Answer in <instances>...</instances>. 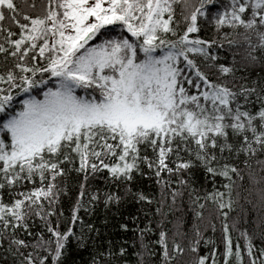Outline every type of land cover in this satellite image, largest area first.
<instances>
[{"label":"snow or ice","instance_id":"snow-or-ice-1","mask_svg":"<svg viewBox=\"0 0 264 264\" xmlns=\"http://www.w3.org/2000/svg\"><path fill=\"white\" fill-rule=\"evenodd\" d=\"M225 46L231 58L220 62ZM240 165V189L264 225V0H0V251L13 264H65L69 240L95 246L99 228L81 209L91 215L129 196L156 203L132 191L145 176L168 211L187 194L194 222L169 233L161 199L158 238L146 239L151 219L133 229L138 264L185 253V264H264V230L257 244V232L228 223ZM197 168L222 177L223 190L213 182L201 194ZM72 172L78 191L64 217ZM98 176L117 190L90 182ZM217 219L219 244L204 234ZM108 245L89 264L127 254Z\"/></svg>","mask_w":264,"mask_h":264},{"label":"trees","instance_id":"trees-1","mask_svg":"<svg viewBox=\"0 0 264 264\" xmlns=\"http://www.w3.org/2000/svg\"><path fill=\"white\" fill-rule=\"evenodd\" d=\"M201 35H204V33L202 32ZM209 35H211V33H209ZM219 55L222 57L220 62H227L231 58L227 46L219 51ZM255 74L256 73L254 72L253 75ZM253 164L255 165V161H253ZM240 167L242 168L243 179H238L233 176V180L236 184V187L233 189V196L236 198L237 192H240V196L239 198H236V204L234 206V210L229 214L228 223L231 228L232 221L236 220L238 230L248 231L249 233L257 232L256 243L259 244L258 233L259 231L264 230V225L261 224L262 218L258 208H254L252 203H249L244 199V194L241 191L240 186L243 185L245 188L248 187L247 171L243 168V165H240ZM104 175L106 176L107 173L105 172ZM79 179L80 176L74 172L70 173L68 176L69 194L62 198L61 204L58 208V210H63L64 217L70 216V206L74 202L73 198L78 191ZM90 182L96 186H102L105 189L110 188L113 191H116L118 187L114 182L106 184L103 178L99 176ZM195 182L196 185L202 190V194L203 190H212L213 182L215 183V187L217 189L223 190L221 186L225 181L219 176H216L213 179H208L205 176L203 169L197 168L195 170ZM120 187L122 188L123 186ZM131 188L133 192L140 190L155 196L157 202L152 205H145L143 203H137L131 196H129L119 207L114 205L108 210H105L103 204H100L93 209L91 215L86 214L83 209H81V218L86 223L93 224L94 228H99V235L96 238L95 246H93L92 241L89 240L88 247L83 249L77 247L74 242L69 240L65 264H89L93 254L98 251H104L108 248L109 241L111 242L113 253H118L120 247H125L127 254L122 257L117 256L115 259L107 261V264H123V261L125 260L128 261V264H138V259L137 257L133 256V253L137 250L139 242L137 240L136 234L133 232V229L137 226V224L140 228H143L146 220L151 219L153 231L147 234L146 239L155 241L158 238V228L161 223V217L155 215V209L161 206L159 204L161 199H165V204L163 205L166 213L163 217L164 229L169 233L176 229H179L183 232L189 231L194 221L187 194L184 195L182 202H178L175 206H173L171 211H168L170 201L160 196V187L156 184L154 177L151 179H149L147 176L137 177V179L131 185ZM210 206L211 205H209V207ZM145 212H151L152 216H146ZM133 216L138 217L136 222L132 221L131 217ZM64 217H61V230L67 226V221L64 219ZM102 221H106V223H102ZM214 222L217 224V230L215 234L213 235L210 228L205 229L204 234L206 236L213 237V239L217 241V244H219L222 239L220 219H217ZM120 223H127L128 230H121L119 228ZM39 227V223H36L34 231L39 230ZM80 227L79 221H77L74 226V230H79ZM237 234V232L232 233L234 241ZM240 243L242 244L243 241L241 240ZM211 247L212 245L205 247L204 244L201 243L198 249L199 254L203 255L208 253ZM155 250L158 252V246H155ZM187 259H189V255L185 253L184 256H178L177 260H175L173 264H185ZM0 264H13V258L10 255L0 251ZM150 264H159L158 256L151 258Z\"/></svg>","mask_w":264,"mask_h":264}]
</instances>
